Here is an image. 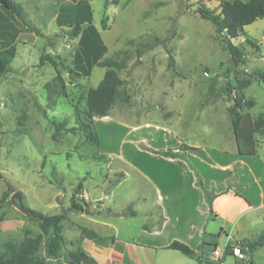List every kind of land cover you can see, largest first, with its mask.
<instances>
[{"label": "rangeland", "instance_id": "rangeland-1", "mask_svg": "<svg viewBox=\"0 0 264 264\" xmlns=\"http://www.w3.org/2000/svg\"><path fill=\"white\" fill-rule=\"evenodd\" d=\"M220 1L195 0L190 2L187 11L183 0L126 1V19L120 23L121 39L124 42L109 43L110 50L102 59L125 64L124 69L119 71V76L124 81L121 97L113 105L110 115L134 117L141 114V119L160 121V114L167 112L165 105L168 96H164V93L167 94L169 87L173 88L178 83L184 94L169 99L170 103L195 111L201 116V106L215 100L218 105L216 116H224L225 106L228 102L232 105L230 99L240 94L237 78L246 80V76L240 74L244 66L233 69L230 55L215 39L214 26L196 13L198 2L217 10ZM115 17L112 14L107 17L100 10L95 14V21L99 28H102V22L108 27ZM245 28V34L233 40V44L239 46L247 58L244 71L263 72L264 19ZM71 32L72 30L63 31L47 37L43 50V45H20L12 63L14 71L6 73L0 79V200L9 187L12 192L0 204V254L5 252L6 242L19 244L41 233L38 223L30 218L29 213L21 212L13 202V195L17 192L22 193L29 210L44 215H57L67 211L72 201L84 204V209L80 212L83 218L98 213L108 214L109 217L116 215L109 208L121 209V205L126 202L128 205L133 203L136 212L148 207L141 200L138 201V198H148L147 192L135 196L139 182L133 172L129 179L122 180V185L115 188L121 178L119 173L112 170L125 168L124 160L120 157L125 130L111 123L112 116L107 119L106 128L100 130L101 134H106L101 145L88 140L83 131L63 132L58 140H53L52 121H64L69 129L79 128L85 122L90 133L91 122L93 124L94 121L87 120V94L90 89L99 85L105 74V69L101 67H95L90 77H78L72 73L78 43L74 41ZM66 36L69 39H60ZM133 40L135 42L131 44L130 41ZM248 40L257 44L258 48H253ZM145 44H150L151 47L146 48ZM139 50L141 54L138 53ZM42 54L49 55L58 63L64 80V88L54 95L56 103L52 108L49 107L45 85L51 83L57 74L50 63L40 65ZM244 95L247 101H255L256 105L249 113L257 119L264 113L263 83L255 78ZM126 96L129 98L128 102L123 101ZM37 105L43 108L47 117L38 110ZM201 125L202 129L199 130L202 133L193 129L182 134L191 137L194 131L201 136L206 132V137H202V140L197 138L194 142L204 143L203 139L206 138L207 145H226L222 136L227 127L223 121H214L209 117V121H201ZM127 137L132 139L133 135L129 134ZM257 138L258 142L262 140L259 152L264 158V139L260 135ZM149 139L158 145L157 136H150ZM142 146L148 149L145 145ZM104 182H107L106 187H113V193L105 187L95 196L99 189L97 186ZM104 191L108 197L104 200L106 209H102L101 202L91 201L94 197L104 199ZM129 212L126 210L127 215ZM70 213L66 212V217L71 216ZM144 219L140 217L134 222H144ZM110 220L117 224L116 219ZM85 221H81L82 225L88 224ZM64 224L68 225L67 221ZM67 248L74 249L69 242ZM39 254L45 256V244L41 246ZM228 262L235 264L234 258ZM67 263L65 255L47 259V264Z\"/></svg>", "mask_w": 264, "mask_h": 264}, {"label": "crops", "instance_id": "crops-1", "mask_svg": "<svg viewBox=\"0 0 264 264\" xmlns=\"http://www.w3.org/2000/svg\"><path fill=\"white\" fill-rule=\"evenodd\" d=\"M13 1L22 6L25 19L40 31V34L36 35L27 31V27L25 31L20 30L16 18L9 17L6 20V14L0 7V49L14 43L16 56L20 45H43V50L47 37L72 30L76 25L82 28L93 25L108 51L109 43L124 42L121 39L120 23L126 19L124 12L127 0ZM100 10L107 17L111 14L116 16L115 20L109 21L108 27L104 25L103 28L101 25L102 28H99L95 21V14ZM65 38L69 39V36L60 39ZM79 40L80 36L74 37L77 43ZM13 61L14 59L9 72L14 71ZM243 69L246 70V67ZM179 85L177 83L173 88L169 87L168 93H164V96H168L165 105L167 114H160V121L141 119V114L134 117L111 114L94 119L97 145H101L102 140L106 138V134H101L100 130L106 128L110 116L113 117L111 123L125 130L120 147V157L124 160L125 168L112 170L115 173H123L124 176L115 188L122 185V180L129 179L133 172L139 182L135 196L148 193V198H138V201L148 205L147 209L136 212L133 209L134 204L128 205L126 202L121 205V209L110 207L112 212L117 213L110 217L108 214L98 213L83 218L80 212H71V216H67L63 221V235L66 241L85 250L98 264H229L231 258H234L235 264H264V245L252 249V252L249 249L251 244L264 236V158L259 152L262 140L258 142L256 135L257 156H240L228 115V107L231 104L228 102L223 109L224 116L220 118L216 116L217 102L211 100L201 106L203 110L200 116L195 111L170 103L169 99L184 94ZM209 117L214 121L218 119L224 122L227 130H223L222 138L226 145H207L206 138L203 139L204 143L194 142L197 138L202 140V137H206V132L201 136L197 135L196 131L202 129L201 121L206 123ZM193 129L196 131L191 137L182 134ZM199 132L202 133L201 130ZM129 134L133 135L132 139H128ZM150 136L158 137V145L149 139ZM184 146L191 150H183ZM126 147L129 148L126 150ZM171 149L179 154V157L170 158L154 152ZM107 158L112 162V159ZM190 162L199 173L203 187L215 195L212 212ZM106 186L107 182L97 186L99 189L95 196ZM112 188L106 187L107 191L113 193ZM103 194L104 199L94 197L91 201L101 202L102 209H106L104 200L108 197L105 191ZM129 206H132L135 216L126 214ZM140 217L145 218V221L135 224L134 221H138ZM111 218L116 219L117 224L110 220ZM84 220L85 223L88 222L87 225H82L81 221ZM65 221L68 225L64 224ZM80 225L93 229L101 238L87 239L80 232ZM228 237H231V241H228ZM174 241L187 245L198 253L199 258H190L179 251L168 249ZM228 243L231 246L240 244L242 249L244 247L247 259L239 261L228 250L226 255L216 262V257L224 251Z\"/></svg>", "mask_w": 264, "mask_h": 264}, {"label": "trees", "instance_id": "trees-1", "mask_svg": "<svg viewBox=\"0 0 264 264\" xmlns=\"http://www.w3.org/2000/svg\"><path fill=\"white\" fill-rule=\"evenodd\" d=\"M185 3V10L190 8V2L195 0H183ZM0 7L3 9L6 20L9 17L16 18V22L20 24V29L25 27L36 35L40 34L37 28H33L31 23L25 19L23 8L20 4L13 0H0ZM196 13L204 20L210 22L215 28V39L219 42L223 50H225L231 57L233 69L239 66H245L247 58L244 56L243 50L233 44V40L238 39L243 35V30L246 26L252 25L259 19H264V0H248L243 2L235 0L233 2L221 0L217 10L207 8L201 2H198ZM103 28L104 22H102ZM71 36L78 37L80 40L73 59V72L78 77H89L94 67H101L105 69V74L102 81L96 88H92L87 94V120L94 121L97 117H108L113 108V105L121 97L124 81L119 76V71L124 69V62H117L114 60H102L108 49L102 40L99 32L93 25L82 28L76 25L72 28ZM33 39H30L32 41ZM22 41V40H20ZM156 41H159L156 38ZM135 41H130L133 44ZM248 43L253 48H258L254 42L248 40ZM144 47L150 48V44H145ZM16 45L10 43L9 45L0 49V79L10 70L11 62L16 57ZM139 54L142 52L139 50ZM171 59V57H170ZM45 62L50 63L57 76L51 83H46L45 88L48 92V99L50 101L49 107L55 106L54 95L58 94L64 88V80L60 75L58 63L49 55L42 54L40 56V65ZM240 74L246 76V80H239L237 78V88L240 94L231 98L232 105L228 107V115L231 120L233 133L236 139L238 153L242 157H252L258 155L256 135L264 137V113L260 114L255 119L249 110L252 109L256 103L254 100H246L244 91L248 89L255 81L263 83L264 85V71L249 73L242 71ZM60 87V88H58ZM129 98H123L124 102H128ZM38 110L47 117V113L40 105H37ZM54 126L53 140H58L63 132L75 133L83 131L86 133V138L95 145L98 144V136L94 128V122L90 126V133L88 126L84 123L79 128H67L64 121H52ZM87 127V128H86ZM183 150H191V148L184 146ZM165 157H179V154L172 150L157 152ZM196 173L198 185L204 190L207 198L209 208L212 212V203L215 198L213 193L208 192L202 184V179L199 173L191 166ZM120 178L124 176L119 173ZM12 194L10 187L6 190L0 200L3 204ZM84 204L77 201L71 202V207L57 215H44L35 210H28L30 218L37 222L41 233L35 238H27L19 244L8 241L4 244L5 252L0 254V264H47V259H57L61 255L67 258V264H98L85 250L69 243L74 249L67 248L68 242L63 235V221L66 219V212H82ZM132 206L127 210L128 215L135 216L136 213L132 211ZM80 232L90 240L101 238L93 229L86 226H78ZM45 244V256H40L41 246ZM206 245V244H204ZM264 245V236L257 242L251 244L250 251L259 246ZM168 249L181 252L183 255L190 258H199L197 252L190 249L184 243L179 241L172 242ZM244 249V247H243Z\"/></svg>", "mask_w": 264, "mask_h": 264}, {"label": "built area", "instance_id": "built-area-1", "mask_svg": "<svg viewBox=\"0 0 264 264\" xmlns=\"http://www.w3.org/2000/svg\"><path fill=\"white\" fill-rule=\"evenodd\" d=\"M228 241H231V237L227 238ZM229 251H231V255L233 257H235L237 260L239 261H244L247 259V254L246 252L243 251L242 247L240 244H233L232 246L230 245V243H228L225 246L224 251L218 255V257H216L215 261L219 262V260L226 255V253Z\"/></svg>", "mask_w": 264, "mask_h": 264}, {"label": "water", "instance_id": "water-1", "mask_svg": "<svg viewBox=\"0 0 264 264\" xmlns=\"http://www.w3.org/2000/svg\"><path fill=\"white\" fill-rule=\"evenodd\" d=\"M106 1H109V0H106ZM13 202L17 205V208L21 211V212H23V213H27L28 212V208H27V206H26V204H25V202H24V197H23V195H22V193L21 192H17V193H15L14 195H13Z\"/></svg>", "mask_w": 264, "mask_h": 264}]
</instances>
